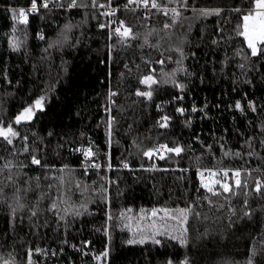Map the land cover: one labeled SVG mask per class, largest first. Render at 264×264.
<instances>
[{"label": "trees", "instance_id": "trees-1", "mask_svg": "<svg viewBox=\"0 0 264 264\" xmlns=\"http://www.w3.org/2000/svg\"><path fill=\"white\" fill-rule=\"evenodd\" d=\"M42 2L23 24L18 10L31 0H0V127L28 138L12 145L0 138V264H28L29 250L32 264H105L95 259L105 250L106 264H264V195L254 191L256 181L264 183V52L252 56L238 34L254 0H189L187 9L163 0L181 12L169 29L163 25L172 23L171 12L111 0L118 6L112 18L137 37L123 44L100 27L105 7ZM149 74L158 81L150 100L135 95L149 90L140 83ZM41 97L42 109L16 125L15 117ZM106 109L115 118L111 145ZM165 115L169 127L160 128ZM159 143L185 151L164 160L143 155ZM88 148L99 170L88 167ZM32 155L47 167L33 165ZM8 161L10 171L3 168ZM197 167L246 169L248 187L210 204L201 199L209 194ZM189 206L187 243L167 236L152 243L158 229L180 235L163 209Z\"/></svg>", "mask_w": 264, "mask_h": 264}, {"label": "snow or ice", "instance_id": "snow-or-ice-1", "mask_svg": "<svg viewBox=\"0 0 264 264\" xmlns=\"http://www.w3.org/2000/svg\"><path fill=\"white\" fill-rule=\"evenodd\" d=\"M109 6L111 5V0H108ZM168 3H180L184 9H187L189 7V0H168ZM127 4H137V5H143L145 9H156L157 11L162 12L163 15L168 16L169 12H171L172 15V23H165L163 25L164 29H169L171 28L176 22L177 18L181 15V12L178 11L176 8H171L168 9L167 6L163 3V0H127ZM255 4V9L256 11L253 13L245 14L242 15V31H240L238 34L242 35L245 40L247 41L248 47L251 49V55L256 56L259 52H264V48L258 49L257 45H264V0H254ZM91 5L93 7H100L103 8L105 5L103 3H100L99 0H91ZM41 6L43 8H48L49 4L47 0H44L42 2ZM61 7H64L63 3L61 2ZM87 6V5H83ZM67 7L69 9L72 8H79L81 5L78 3V0H69ZM15 11V10H14ZM38 11V5H37V0H31V6H30V12L36 13ZM198 11L201 12V14L207 15L209 14L206 12L204 9H199ZM234 11L239 12L240 9L235 8ZM19 13V22L23 24H27L28 22V14L25 11L24 8H20L18 10ZM115 14L114 12H103L101 15H113ZM215 14L219 15L220 10L217 9L215 10ZM13 19H17L16 16H13ZM120 27H117L114 29L113 33L110 34V39L111 35H116L120 38V43H125L129 38L135 39L137 38L136 35L132 32L131 27L126 26L123 21H120ZM101 28H104L105 25H100ZM241 27V26H238ZM43 38V37H42ZM67 39V37H65ZM14 50H18L17 48L14 47ZM112 52L111 48L109 50V57L111 58ZM181 57H183V52L181 50ZM178 63H181L182 61H177ZM159 63H163V60L159 61ZM127 67V65H126ZM153 71H155L153 69ZM168 81H164V83H167ZM140 83L142 85H145L149 90L148 91H142L137 89L135 91V95L137 97H145L147 99H151L153 96L154 88L153 86L158 83L157 79L154 78L153 75L149 74L141 78ZM172 83L174 86L179 87L181 90H183V85L176 84L175 81L173 80ZM117 93L114 91L110 90V96H115ZM176 99H183V97H176ZM42 101L43 97L38 98L35 100L34 105H30L29 107L23 109L22 112H20L16 117L14 123L16 125H20L22 122H30L34 116V109H42ZM237 110L243 111V107L239 101L236 102L235 105ZM251 110L253 112L256 111V108L254 105H249ZM177 111H179L181 114L184 113L183 108H178ZM193 112L197 111L196 108L192 109ZM106 112L109 113L106 126L108 130V137H109V145H111V137H112V132H113V123L115 121V118L111 116L110 109H106ZM170 117L165 115L161 118L162 122L159 123L160 128H168L169 127V122ZM0 138H3L4 141L7 142V144L12 145L14 143V139H23L25 142L27 141V136L20 137L19 132L13 129L11 125H8L6 128L0 127ZM261 143H264V140L261 141ZM251 147V145H249ZM80 149H77L79 151ZM24 152H28L29 148L27 144H25L23 148ZM185 151V148L179 144L175 146H169L167 143H159L158 145H155L153 147L148 148L147 150L143 151V155L147 157L149 160H152L154 157L164 160L170 158L171 155L175 156H181V154ZM83 155L86 160L91 161L88 164V167L95 168L97 170L100 169L101 165L97 162L94 161V151L92 148H88L87 150L83 151ZM229 153L225 152V156H228ZM236 157L243 159L241 154L239 152L234 154ZM251 155V153H249ZM31 163L33 165H36L38 167H47V165L42 164L41 159L35 155L31 156ZM12 164L11 161L6 162L3 165L4 169H8L9 171L11 170ZM125 168H128V164H124ZM108 168L111 169L112 165L109 162ZM181 171H186V169H180ZM257 171H261V169H256ZM63 171V169H61ZM85 172H87V169H85ZM198 175L201 178V188L205 190L209 195L208 196H203L201 199H206L209 201L210 204H215L217 203L216 201H212L211 197H220L221 195L224 196H229V195H236L237 190L240 189H246L248 187L247 181L242 180V176L246 174H250L247 172L246 169H241V168H218V169H197ZM205 173L208 174V177L206 178ZM231 173V175H229ZM11 179V177H9ZM205 179H207V182H204ZM37 180H39V177H37ZM264 183H261L260 181H256L254 191L260 195H264ZM19 191V189L17 190ZM245 196H247V192L243 193ZM245 205L247 206V201H245ZM57 208V205L55 202L52 203L51 205V210L55 211ZM15 211V209L13 210ZM165 216L169 220H173L176 222V226L173 231H179L180 235H169L167 229L161 231V230H156L153 235L151 236L152 243L154 244H160L161 240L157 239V236H167L168 239L172 240H179L182 245L187 243V238L186 234L188 232V228L186 225L188 224L189 220V213L193 212V208L191 206L186 207V208H181L177 210L175 213L171 212L169 209H163ZM157 213L156 211L152 212V215L155 216ZM196 216H199V213H194ZM249 213H246L248 215ZM32 215L35 216L36 212L33 211ZM109 219H112L111 216L108 217ZM145 239H140L139 241L137 240H129V244L133 243H144ZM85 247L88 246V242H84ZM32 251L29 250L28 253V264H32ZM109 256L108 250H105L101 255H98L95 257L96 260L98 261H105V264L107 262V258ZM3 264H9L7 260L3 261ZM169 264H171V261H169ZM251 264V262H250Z\"/></svg>", "mask_w": 264, "mask_h": 264}, {"label": "built area", "instance_id": "built-area-1", "mask_svg": "<svg viewBox=\"0 0 264 264\" xmlns=\"http://www.w3.org/2000/svg\"><path fill=\"white\" fill-rule=\"evenodd\" d=\"M125 3H126L125 6L128 7V8H134V9L136 8V9H143V10H146V9L143 7L142 4H141V5H137V4H127V0H126ZM30 6H31V4H29V5L25 6V7H21V8H24L25 11L28 13V12H30ZM38 8H39V5H38ZM105 8H106V9H105L106 12H109V13L114 12V13H115V11H116V9L118 8V6H114V5H110V6H109V4H106V5H105ZM113 15H114V14H113ZM113 15H106V16H107V17H106V20H105L104 22L101 23V25H102V24L105 25V27H108V28L111 29L112 31H114L115 28L121 26L120 23H119L120 20L113 19V18H112ZM156 145H158V144H156ZM199 169H211V168H199ZM196 176H197L198 180H199L200 183H201L202 181H201V178H200L199 175H198L197 169H196ZM205 176H206V178H207V177H208V174L205 173ZM204 182H207V179H205Z\"/></svg>", "mask_w": 264, "mask_h": 264}, {"label": "rangeland", "instance_id": "rangeland-1", "mask_svg": "<svg viewBox=\"0 0 264 264\" xmlns=\"http://www.w3.org/2000/svg\"><path fill=\"white\" fill-rule=\"evenodd\" d=\"M256 11V9H255V4H254V7H253V9L250 11V12H247V13H245V14H249V13H253L254 14V12ZM244 14V15H245ZM245 42H246V44H247V41L245 40ZM198 168H200V167H197V169ZM220 168H223V167H220ZM163 215H164V213H162Z\"/></svg>", "mask_w": 264, "mask_h": 264}]
</instances>
